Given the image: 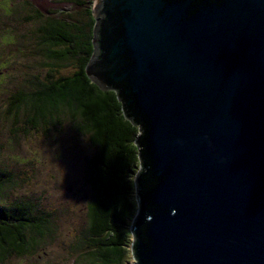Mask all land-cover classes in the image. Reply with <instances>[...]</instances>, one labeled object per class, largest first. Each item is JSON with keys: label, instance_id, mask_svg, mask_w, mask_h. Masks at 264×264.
<instances>
[{"label": "water", "instance_id": "1", "mask_svg": "<svg viewBox=\"0 0 264 264\" xmlns=\"http://www.w3.org/2000/svg\"><path fill=\"white\" fill-rule=\"evenodd\" d=\"M92 15L86 75L141 124L134 264H264V0H92Z\"/></svg>", "mask_w": 264, "mask_h": 264}, {"label": "trees", "instance_id": "2", "mask_svg": "<svg viewBox=\"0 0 264 264\" xmlns=\"http://www.w3.org/2000/svg\"><path fill=\"white\" fill-rule=\"evenodd\" d=\"M67 1L81 11L53 17L31 6L30 0L22 2L16 19L29 27L19 37L29 43L24 49L17 44L10 52L1 50L0 42V68L7 69L0 74V87L14 90L7 96L4 113L12 119L13 129L21 121L25 134L39 129L47 134L68 120L75 130L88 135L97 148L88 160L87 180L92 188L88 235L99 249L96 264H121L127 246L132 252L134 241L128 238L134 236L141 208L149 207L147 197L142 196L141 202L138 195L142 184L138 186L137 177L145 171L137 144L141 124L137 108L124 106L119 90L102 89L86 75L94 49L92 0ZM5 3L0 0L4 9ZM19 52L28 58L33 54L34 64L23 67L17 61L16 71H10L12 58ZM6 78L10 83L4 82ZM142 179L148 188L150 175ZM14 183L15 174L0 167V262L9 255L29 252L50 231V212L38 209L33 201L6 199L5 188Z\"/></svg>", "mask_w": 264, "mask_h": 264}, {"label": "rangeland", "instance_id": "3", "mask_svg": "<svg viewBox=\"0 0 264 264\" xmlns=\"http://www.w3.org/2000/svg\"><path fill=\"white\" fill-rule=\"evenodd\" d=\"M23 1L6 0L5 9L0 5V33L10 37L3 39L0 35L1 50L11 52L17 44L22 48L29 43L19 37L26 33L28 24L16 19L20 18L18 10ZM30 2L41 13L48 12L53 17H60L66 11H81L79 6L67 0ZM27 50L32 51L30 46ZM34 59L33 54L28 58L19 52L12 58L15 61L9 69L16 71L17 61L27 67L34 64ZM4 82L10 83V79L6 78ZM8 84L5 87H9ZM1 87L0 167L15 174V183L5 188V197L10 201H33L38 209L50 212V231L29 252L9 255L0 264H96L95 253L99 249L88 235V203L92 188L87 180L88 160L96 154V146L68 120L63 121L60 129H51L47 134L41 129L25 134L20 130L21 121L15 124L17 129H13L12 119L6 117L4 110L7 96L14 90ZM128 239L133 241V235ZM127 249L121 264H134L136 260L131 249L129 246Z\"/></svg>", "mask_w": 264, "mask_h": 264}, {"label": "flooded vegetation", "instance_id": "4", "mask_svg": "<svg viewBox=\"0 0 264 264\" xmlns=\"http://www.w3.org/2000/svg\"><path fill=\"white\" fill-rule=\"evenodd\" d=\"M6 68L3 66L2 68H0V74L3 73V72H6Z\"/></svg>", "mask_w": 264, "mask_h": 264}]
</instances>
